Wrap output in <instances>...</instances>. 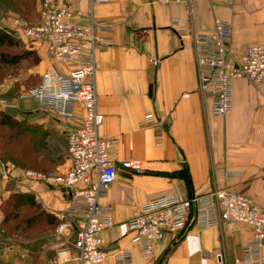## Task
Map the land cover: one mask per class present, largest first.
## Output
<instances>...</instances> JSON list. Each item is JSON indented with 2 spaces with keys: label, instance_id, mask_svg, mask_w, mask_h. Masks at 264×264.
Masks as SVG:
<instances>
[{
  "label": "crops",
  "instance_id": "1",
  "mask_svg": "<svg viewBox=\"0 0 264 264\" xmlns=\"http://www.w3.org/2000/svg\"><path fill=\"white\" fill-rule=\"evenodd\" d=\"M22 1L0 0V17L9 13L0 18L7 32L10 18L20 17L16 5ZM29 1L38 23L43 0ZM74 7L82 12L78 16L82 22H88L92 13L95 20L113 28L106 34L112 40L95 50L97 105L104 116L100 134L117 140L110 153L118 175L100 198L101 204L113 208L114 224L103 233L105 249L110 254L129 249L132 264H235L251 234L245 223L221 221L209 228L191 224L180 233H166L152 254L145 256L133 241L136 232L128 221L147 201L176 192L192 197L228 188L264 204V82L257 86L245 78L235 79L231 110L214 115L212 96L199 86L194 42L195 34L211 32L215 20H223L232 28L229 58L238 60L247 45L264 44V0H110L92 8L89 0H74ZM21 40L28 51L41 57L44 70L54 66L45 43ZM78 65L55 68L68 72ZM11 81L4 82L0 97L17 94ZM74 109L83 113L79 104ZM10 111L20 120L30 116L29 123L48 129V141L58 132L63 137L77 125L70 117L39 119L38 105L31 101L20 100L19 107ZM149 115L154 118L152 124H143ZM64 140L68 157L57 165L59 172L71 166ZM129 158L140 162L139 171L119 164ZM2 162L0 157V225L7 215L1 209L3 200L12 192H29L50 213L42 214L43 222L56 228L57 213L68 206L67 194L25 177L21 166L7 176ZM230 175L238 177L231 179ZM53 218L56 222L49 223ZM69 238L65 243L46 241L42 250H57L56 264H78L73 258L64 260L76 253ZM3 250L0 246V254ZM18 250L15 245L8 248L12 256ZM20 252L24 261L33 256ZM102 264L115 262L109 257Z\"/></svg>",
  "mask_w": 264,
  "mask_h": 264
},
{
  "label": "built area",
  "instance_id": "2",
  "mask_svg": "<svg viewBox=\"0 0 264 264\" xmlns=\"http://www.w3.org/2000/svg\"><path fill=\"white\" fill-rule=\"evenodd\" d=\"M110 0H89L91 8ZM160 3H181L183 0H153ZM82 12L74 7V0H43L42 19L29 24L20 17L10 18L9 33L17 38L43 42L49 60L54 66L44 70L38 85L22 90L16 99L0 97V108H18L19 101H31L38 111L59 118H75L77 125L67 132V151L71 160L65 172L37 171L27 168L24 176L49 186L61 188L68 197V206L57 213V232L71 236L78 264H102L112 257L115 264H132L129 249L112 254L105 249L103 233L113 226L112 206L100 203L116 180L117 164L111 150L114 138L100 134L104 116L98 110L96 89L95 50L110 42L108 33L112 25L95 20L90 14L88 22L78 16ZM232 38L229 23L216 19L208 33L194 36L199 68V86L212 96V113L223 115L233 106V82L245 78L260 86L264 82V45H247L238 60H229L228 44ZM87 47V52L85 48ZM79 65L64 72L55 65ZM6 87L5 83L0 88ZM79 104V115L74 105ZM149 115L143 124H152ZM119 164L126 170L139 171L138 160L129 158ZM7 176L17 168L13 162H2ZM238 175H230V178ZM221 221L245 223L251 234L235 258V264H264V204L253 197L228 188L217 189L207 195L185 197L180 193L162 195L147 201L140 213L128 221L136 232L133 241L143 255L152 254L154 245L166 233H180L191 224L209 228Z\"/></svg>",
  "mask_w": 264,
  "mask_h": 264
},
{
  "label": "rangeland",
  "instance_id": "3",
  "mask_svg": "<svg viewBox=\"0 0 264 264\" xmlns=\"http://www.w3.org/2000/svg\"><path fill=\"white\" fill-rule=\"evenodd\" d=\"M16 7L18 15L22 19H25L29 24H36L35 21L37 19L33 15L34 10L29 0L22 1V3L17 4ZM8 14L9 13L4 12L2 16L5 17ZM2 16L0 18H2ZM5 29L6 28L0 21V32H3ZM9 29L10 27H7V30ZM17 41V46L15 47L0 46V54L1 52L14 54L27 51L23 44V40L17 39ZM30 52L31 55L29 57H23L18 64H5L0 58V83L12 80L11 82H14L15 88L18 91L13 98L9 99H16L21 89L32 88L41 81L45 63L37 54L32 51ZM229 60L232 59L229 58ZM0 110L13 113V111L9 112L10 109L0 108ZM36 114L39 116V119L46 117L50 118V116H52L40 111H37ZM31 119L32 118L28 116V118L26 117L23 120L27 124ZM40 127L46 134L39 130L38 137L40 141L37 143V137L34 140L30 132H24L20 137V133L18 134L20 129L18 127L16 129L10 128L9 126H0V136H3L0 139V150L5 155L6 161L13 162L17 164V166L37 171H57V165L61 164V162L65 161L66 157H68L64 142L65 137L67 140V134H63L62 137L58 132L55 134L53 140L48 141V129L44 128L42 125H40ZM14 193L15 192L10 193L11 195L3 200L1 204L3 213H8L7 215H9V217L7 222L3 221L0 225V246L4 249V252L0 254V264H56L58 261L57 250L47 249L44 251L42 250V244L46 241H53L56 244L65 243L69 236L67 233H58L57 229L54 227L46 226L42 218L36 219L33 222H28V218L37 211L35 207L26 206L21 209L19 214L15 213L12 209L13 199H11ZM14 245L17 246L20 251L31 253L33 255L31 259L24 261L21 257L22 252L19 250L12 256L8 248ZM63 257H65V255H63Z\"/></svg>",
  "mask_w": 264,
  "mask_h": 264
},
{
  "label": "trees",
  "instance_id": "4",
  "mask_svg": "<svg viewBox=\"0 0 264 264\" xmlns=\"http://www.w3.org/2000/svg\"><path fill=\"white\" fill-rule=\"evenodd\" d=\"M17 39L18 38H16L13 34L7 32L6 30H4L3 32H0V46L15 47L17 46V42H18ZM30 55H31V52L28 50L24 52H20V53H14V54H8L7 52L6 53L1 52L0 58L5 64H18L23 57H29ZM0 126L2 127L9 126L10 128L12 127L16 129L18 127L20 129L18 131V134L20 133V137L21 135H23L24 132H30L34 140L37 137V141H36L37 143L40 141V138L38 137L39 130L40 132L46 134L44 130L41 129L40 125L31 124L29 122H27L26 124L24 120H20L16 118L15 116H13L11 113L4 112L2 110H0ZM1 137L3 136L1 135L0 139ZM5 141H6V138H5ZM0 157L4 162H8L6 161L7 159L5 158V155L1 152V150H0ZM11 199H13L12 209L15 213L19 214V212H21V209L26 206L35 207L37 211L28 218L27 220L28 222H33L36 219H40L42 217V214H50V213H47L42 208L40 203L37 202L34 195L31 193H24V192L14 193L12 194ZM8 217L9 215H6L4 222L8 221L7 220ZM55 222H56L55 218L49 221V223H55Z\"/></svg>",
  "mask_w": 264,
  "mask_h": 264
}]
</instances>
